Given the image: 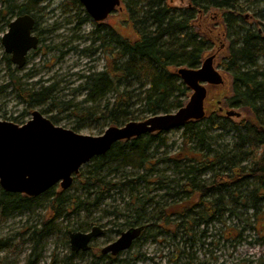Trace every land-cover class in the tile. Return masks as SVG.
Returning a JSON list of instances; mask_svg holds the SVG:
<instances>
[{
    "label": "trees",
    "instance_id": "1",
    "mask_svg": "<svg viewBox=\"0 0 264 264\" xmlns=\"http://www.w3.org/2000/svg\"><path fill=\"white\" fill-rule=\"evenodd\" d=\"M50 1L27 0L17 6L11 0H2L6 7L1 14L4 17L7 14L38 15L45 9L44 4ZM122 1L127 16L125 22L134 28L136 38L123 37L113 26L107 29L99 27L94 32V43L98 42L99 49L106 53L108 64L103 72L83 77L85 83L77 89L86 92L85 103L92 104L103 101L110 92L116 94L114 102L107 101L101 108V116L109 126L131 122L135 106H141L143 113L149 116L170 114L181 109L190 97V90L181 81L177 70L182 66L198 68L213 44L202 33L196 34L192 27L195 15L199 10L205 12L210 9L222 13V25L226 29L224 36L227 38L231 36L229 29L233 22V16L227 13L231 10L238 13L237 10L243 8L237 6L240 0H191L190 9L178 13L164 3L167 0ZM73 2L79 3L77 0ZM246 2L250 8L264 4V0ZM242 18L245 23V17ZM234 27L241 45L235 47L230 42L227 54L219 64L230 78V91L225 89L217 108L208 109L203 120L189 122L183 129L180 151L160 161L174 165V176L179 179L171 181L157 169L153 148L158 141L162 142V133L117 143L105 155L92 159L74 178L79 185L75 187L73 182L69 189H79L80 193L65 196L67 190L55 192L52 188L41 195L45 198L53 196L52 216L44 221L41 229L33 230L34 248L26 264H38L41 244L55 232L53 223L63 213L69 217L99 206L105 199L104 195L113 190L130 192L127 203L131 218L129 224L132 227L144 225L145 231L156 227L174 232L179 226L172 223L186 221L190 217L197 226H207L223 222L225 212L240 218L243 214L239 210L244 209L247 215L252 213L247 219L262 222V229L256 227L257 223L254 228L264 236V69L258 66L264 57V35L252 30L241 34L237 30L240 26L234 24ZM87 51L93 54L97 50ZM7 65H12L9 58ZM11 77L18 98L29 107L52 99L54 86L23 88L12 72ZM228 108L238 109L241 116L231 118L220 111ZM76 114L80 120L92 119L95 115L91 109L79 108ZM51 120L54 123L55 119ZM211 131L231 132L232 143H213ZM124 169L129 172H124L120 181L107 179V172L117 175L118 170ZM208 172L212 173L211 177L203 179L202 176ZM142 184L159 186V190L168 192L156 201L139 192L138 186ZM39 197L9 193L0 186L2 216L7 218L15 212L32 211ZM86 227L92 228L94 223ZM85 229L79 227L77 231ZM5 246L6 242L1 240L0 248ZM88 253L101 262L106 258L115 259L100 255V249L94 244ZM83 255L86 253L71 252L69 259Z\"/></svg>",
    "mask_w": 264,
    "mask_h": 264
},
{
    "label": "rangeland",
    "instance_id": "2",
    "mask_svg": "<svg viewBox=\"0 0 264 264\" xmlns=\"http://www.w3.org/2000/svg\"><path fill=\"white\" fill-rule=\"evenodd\" d=\"M11 1L17 6L25 3V0ZM73 1L52 0L44 4L45 9L38 14L37 18L36 33L41 34L42 38L40 48L30 53L26 67L17 69L14 65L11 67L7 65L8 55L2 44V37L8 31V22H11L15 15L1 19L3 15L1 11L6 5L0 0L1 122H12L22 126L32 119L34 111H39L46 118H54L56 126L73 130L81 135L98 137L110 127L109 122L101 116V108L105 102L112 100L113 94L106 96L102 102L92 104L85 103L87 93L77 91V89L85 83L83 77L102 71L107 63L106 53L103 50H97L99 49L98 43H93L96 39L94 32L99 27L107 29L113 26L128 35L130 25L125 22L127 21L126 10L123 8L105 22L97 24L78 0L79 3ZM175 2L180 3L179 0ZM239 3L247 7L246 12L243 13V17L247 16V18L244 19L245 23L242 25L252 28L260 27L264 30V12L253 17L249 5H246V0H240ZM259 7L264 8V4ZM222 19L221 14L212 10L200 15V28L197 26V31L213 42L212 48L203 61L209 56H216L214 67L226 79L224 85L210 89L206 111L216 109V104L225 89L229 92L231 86L229 76L219 67L227 54L230 43L229 37L224 36L226 29L222 25ZM89 49L97 51L91 54L87 51ZM258 64L264 69V57ZM11 72L23 88L39 89L42 86H54L52 99L29 107L18 98ZM220 107L221 104H219ZM78 108L91 109L95 115L92 119L80 120L76 114ZM227 110L220 109L224 114ZM133 112L132 122H140L149 117L143 113L141 106H135ZM96 118L99 120L97 121ZM183 133V129L162 133V142L158 141L153 148V158L158 162V171L171 181L179 179L174 176V165L167 169L165 163L160 161L180 151ZM218 135L220 137H217ZM212 136L213 143L218 145L231 144L233 141V134L228 131H216ZM126 171L129 172L128 169L118 170L117 175L112 172L110 175L111 173L107 172V179L118 182ZM208 177L207 174L203 178ZM73 185L78 187L79 183L74 182ZM53 189L55 192L63 191L60 185ZM138 190L143 195L146 194L148 198L153 197L156 201L161 200L160 196L168 192L159 190V186L145 184L139 185ZM78 193H80L79 189H69L65 196ZM129 195L128 190H113L104 195L105 199L99 206L89 210L84 209L74 215L70 214L69 217L63 213L53 223L55 232L43 242L38 264H264V236L259 234L257 228H254L257 223L256 227L262 229V222L254 218L248 220L245 210L241 211L244 214L240 219L227 216L223 222L207 226H197L187 219L188 223L185 228L171 233L156 227L149 228L131 249L115 257L114 260L106 258L104 262H101L92 254L70 260L72 251L68 232L77 231L79 227L90 231L91 228L86 227L90 223H94V226L101 225L105 229V234L94 242V246L101 249L116 241L121 233L131 227L129 224L131 218L127 210ZM53 199V196L52 198L41 196L32 211L15 212L7 218L2 216L0 210V241L6 242V246L0 248V264L27 263L34 247L32 232L35 228L41 229L44 221L51 218ZM119 230L121 233L118 232Z\"/></svg>",
    "mask_w": 264,
    "mask_h": 264
},
{
    "label": "water",
    "instance_id": "3",
    "mask_svg": "<svg viewBox=\"0 0 264 264\" xmlns=\"http://www.w3.org/2000/svg\"><path fill=\"white\" fill-rule=\"evenodd\" d=\"M92 19L103 22L121 5V0H79ZM35 20L18 16L2 38L12 63L23 68L30 51L37 50L39 39L32 33ZM216 56L204 60L199 69L181 68L178 75L192 92L189 101L175 113L152 116L142 122L111 126L103 135L86 136L56 126L41 112L34 111L32 119L20 126L0 121V186L9 193L39 197L60 185L68 190L74 178L95 157L108 153L119 141L143 135L183 129L191 121L206 117V100L210 89L224 85V79L214 67ZM228 117L241 115L234 111ZM143 227H131L114 242L102 249V254L118 256L129 250L139 238ZM104 235L98 226L90 232H70V246L74 253L88 252L92 243Z\"/></svg>",
    "mask_w": 264,
    "mask_h": 264
},
{
    "label": "bare ground",
    "instance_id": "4",
    "mask_svg": "<svg viewBox=\"0 0 264 264\" xmlns=\"http://www.w3.org/2000/svg\"><path fill=\"white\" fill-rule=\"evenodd\" d=\"M27 0H25V2H26ZM79 1V0H78ZM167 1H169V0H167ZM164 2L166 5H168L169 7H171L172 9H175L178 13H180L181 11H184L182 8L183 7H186L187 5H192V3L193 2H191V0H183V2L181 3H179V4H169L168 2ZM80 2V1H79ZM14 5V4H13ZM246 5H248L247 4V2H246ZM261 5V4H260ZM237 6H238V8H239V6H242L243 8H239L238 10H237V12L238 13H234V12H236V11H233V10H231V11H229V13H227V15L229 14H231L232 16H233V22H231L230 23V29H229V35L231 34V36L228 38L229 39V41L230 42H232V44L235 46V47H238V46H240L241 45V42L238 40V36H237V33L234 31V29H235V27H234V24H238L239 26H240V29H237V30H239V32L241 31V34L242 33H247L248 31H250V30H252V32L253 33H257V34H260V35H264V30L263 29H261L260 27H257V28H250V27H248V26H246V25H243V26H241L242 25V17H243V13L244 12H246V8L247 7H245V6H243L242 4H240L239 2L237 3ZM123 8H124V5H123V1L121 0V5L119 6V7H117V9H116V11L114 12V13H116L117 11H119V10H123ZM149 9V8H148ZM249 9H251V11H252V13H253V17H256V16H259V14L261 13V12H264L263 10H264V8H260V7H254V8H250L249 7ZM249 9H247V11L249 10ZM212 10H215L216 11V13H218V14H221L222 15V17H223V14L222 13H220L219 11H217L216 9H210L209 11H205V13L207 14V13H209V12H211ZM259 12V13H256V12ZM113 13V14H114ZM239 13H240V15H241V17L239 16ZM113 14H111L110 16H112ZM9 15H12V14H7V16H9ZM20 16H30V17H32L34 20H35V25H34V27H33V30H32V33L35 35V36H37L38 37V39H39V45H38V49L40 48V45H41V43H42V38H41V34H37L36 33V31H37V25H38V21H37V18H38V15L36 14V13H32V14H23V15H20ZM109 16V17H110ZM18 16H15V18H17ZM108 17V18H109ZM14 18V19H15ZM247 18V16L245 17V19ZM1 19H6V17H4V16H2L1 15ZM13 19V20H14ZM12 20V21H13ZM106 20H108V19H106ZM105 20V21H106ZM11 21V22H12ZM105 21H103V22H105ZM10 21L8 22V30H9V25H10V23H11ZM95 22V21H94ZM103 22H100V23H97V22H95V23H97V24H101V23H103ZM118 30V29H117ZM119 31V30H118ZM128 31H129V34L128 35H126L125 33H122V32H120L119 31V34L120 35H122L123 37H125V38H128V39H135L136 38V33H135V30H134V28L133 27H131L130 26V28L128 29ZM8 32V31H7ZM6 32V33H7ZM5 33V34H6ZM5 34L3 35V37L5 36ZM240 36V35H239ZM2 37V38H3ZM94 43V42H93ZM96 43H98V42H96ZM98 45H99V43H98ZM229 45H230V43H229ZM4 47V46H3ZM93 48V47H92ZM99 48V47H98ZM5 49V48H4ZM37 49V50H38ZM37 50H32V51H30L29 52V54H28V57H27V63H28V58H29V55H30V53H32V52H35V51H37ZM94 50H96V49H94ZM97 50H100V49H97ZM5 53H6V51H5ZM7 54V53H6ZM8 55V57H7V59L9 58L10 59V61H11V63H12V60H11V55H9V54H7ZM210 57V56H209ZM7 59H6V61H7ZM215 61V60H214ZM203 62L204 61H202V63H201V65L198 67V68H189V67H180V68H178V70L179 69H181V68H187V69H199L201 66H202V64H203ZM27 63H26V65H27ZM107 64H108V61H107V63L105 64V67L107 66ZM12 65H14V66H16V68L17 69H23L24 67H26V65L23 67V68H19L17 65H15V64H13L12 63ZM258 66H259V64H258ZM219 67L223 70V68L219 65ZM260 68H262L261 66H259ZM178 70H177V74H178ZM104 71V69L102 70V71H100V72H103ZM219 72V71H218ZM96 73H99V72H96ZM220 73V72H219ZM222 75V74H221ZM180 77V76H179ZM222 77H223V75H222ZM225 77H223V79H224ZM181 79V78H180ZM225 80L226 79H224V84H225ZM182 81V80H181ZM183 82V81H182ZM184 83V82H183ZM185 84V83H184ZM188 88V87H187ZM189 89V88H188ZM190 90V89H189ZM190 93L192 94V92L190 91ZM109 94H113V98H112V100H111V102H114V100H115V98H116V94L114 93V92H110V93H108L106 96H108ZM191 96V95H190ZM208 97H209V95H208ZM190 98V97H189ZM208 99V98H207ZM22 101V100H21ZM189 101V100H188ZM187 101V102H188ZM207 101V100H206ZM102 102V101H101ZM186 102V103H187ZM186 105V104H185ZM184 105V106H185ZM183 106V107H184ZM230 111H234V112H236V113H239L240 115H241V113H240V111L238 110V109H235V108H228V110H227V112H230ZM177 112V111H176ZM175 113V112H174ZM206 114H207V111H206ZM226 116H227V114H226ZM150 117H152V116H149L148 118H150ZM147 118V119H148ZM233 118H237V117H233ZM49 119V118H48ZM49 120H51V119H49ZM146 120V119H145ZM145 120H143V121H145ZM52 121V120H51ZM132 122V121H131ZM140 122H142V121H140ZM126 125V124H125ZM124 126V125H123ZM111 127V126H110ZM184 129V128H183ZM158 133H163V132H158ZM213 133H215L214 131H211V134H213ZM104 134V133H103ZM102 134V135H103ZM153 134H156V133H153ZM148 135H151V134H148ZM144 136H146V135H143V136H141V137H144ZM141 137H138V138H141ZM133 139H136V138H133ZM133 139H131V140H133ZM131 140H124V141H119L118 143H120V142H127V141H131ZM117 144V143H116ZM115 144V145H116ZM165 166H167L166 168L167 169H170L171 167V165H166V164H164ZM158 168V167H157ZM166 170V169H165ZM162 171H164V170H162ZM211 172H208V178L207 179H205V180H208L210 177H211ZM205 175H207V174H204V176ZM204 176H202V178L204 177ZM204 179V178H203ZM50 191V190H49ZM48 192V191H47ZM46 192V193H47ZM130 193V192H129ZM45 194V193H44ZM242 210H244V209H240L239 210V212L240 213H242L241 211ZM242 214H244V213H242ZM252 213H249L248 215H251ZM230 215H231V213L229 212H225V214H224V218L225 217H227V216H229L230 217ZM243 216V215H242ZM241 216V217H242ZM233 217H235V216H233ZM240 217V218H241ZM237 218V217H236ZM240 218H238V219H240ZM189 220H191L192 221V217H190L189 218ZM249 220V219H248ZM56 221V220H55ZM188 223V221H177L176 223H172L173 225H175V226H179V227H177V229L178 230H180V229H183V228H185L186 227V224ZM214 223H217V222H214ZM214 223H211V224H214ZM211 224H209V225H211ZM95 226H98V227H100V228H102L103 230H104V234H105V229H104V227H102L101 225H95ZM94 226V227H95ZM132 227V226H131ZM130 227V228H131ZM134 227H143V231H142V233H141V235L139 236V238L134 242V244L137 242V241H139L141 238H142V236L144 235V233L146 232L145 231V226L144 225H140V226H134ZM93 228V227H92ZM92 228H91V230H92ZM90 230V231H91ZM128 230V229H127ZM160 230H162V231H164L163 229H160ZM90 231H85V232H90ZM176 231V230H175ZM174 231V232H175ZM70 232H77V231H70ZM70 232H68V236H69V233ZM78 232H83V231H78ZM125 232V231H124ZM166 232V231H165ZM121 233V232H120ZM167 233H171V232H167ZM52 235V234H51ZM122 235V233L120 234V236ZM50 236V235H49ZM119 236V237H120ZM44 242V241H43ZM69 243H70V238H69ZM93 244H94V242L92 243V245H91V248H92V246H93ZM133 244V245H134ZM43 243L41 244V253H42V250H43ZM108 245V244H107ZM106 246V245H105ZM133 247V246H132ZM131 247V248H132ZM34 248V247H33ZM130 248V249H131ZM102 249H103V247L100 249V254L102 255V256H106V257H111V258H115V257H117V256H112L111 254H107V255H103L102 254ZM72 251V250H71ZM90 251H91V249H90ZM90 251H88V252H90ZM128 251V250H127ZM73 252V251H72ZM88 252H85L86 254L88 253ZM124 252H126V251H124ZM83 253V252H82ZM89 254V253H88ZM122 254V253H121ZM120 255V254H119ZM118 255V256H119ZM71 256V255H70Z\"/></svg>",
    "mask_w": 264,
    "mask_h": 264
},
{
    "label": "flooded vegetation",
    "instance_id": "5",
    "mask_svg": "<svg viewBox=\"0 0 264 264\" xmlns=\"http://www.w3.org/2000/svg\"><path fill=\"white\" fill-rule=\"evenodd\" d=\"M169 4H178V3H176L175 2V0H169V1H167ZM179 2H183V0H179ZM192 5H187L186 7H183L182 9L183 10H187V9H190V7H191ZM201 14H206L205 12H203V11H198L197 12V14L195 15V18L192 20V27L194 28V29H196V31H197V26L200 28V24L199 23H201L200 22V15ZM199 30V29H198ZM196 34H200V31H197V33Z\"/></svg>",
    "mask_w": 264,
    "mask_h": 264
}]
</instances>
